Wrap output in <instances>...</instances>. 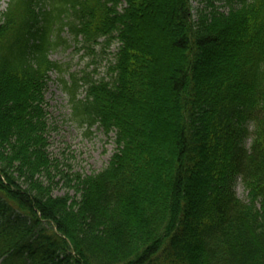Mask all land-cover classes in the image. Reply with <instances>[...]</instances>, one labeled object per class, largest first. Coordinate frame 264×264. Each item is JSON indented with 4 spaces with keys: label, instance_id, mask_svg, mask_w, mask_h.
<instances>
[{
    "label": "trees",
    "instance_id": "16d2710c",
    "mask_svg": "<svg viewBox=\"0 0 264 264\" xmlns=\"http://www.w3.org/2000/svg\"><path fill=\"white\" fill-rule=\"evenodd\" d=\"M197 1L7 0L0 264H264V0ZM68 42L115 46L108 79H59L79 125L113 135L87 176L49 153L50 55Z\"/></svg>",
    "mask_w": 264,
    "mask_h": 264
},
{
    "label": "rangeland",
    "instance_id": "374dc122",
    "mask_svg": "<svg viewBox=\"0 0 264 264\" xmlns=\"http://www.w3.org/2000/svg\"><path fill=\"white\" fill-rule=\"evenodd\" d=\"M202 1L192 3L193 11L204 6ZM212 1L219 12L228 11L229 7L223 6L224 0ZM6 3L7 0H0V14L5 10ZM232 6L236 7L235 4ZM114 51L115 46H112L104 53L96 49L95 54L91 55L79 50L74 43L68 42L66 46H58L50 55V59L61 65L64 72L61 75L55 73L50 75L44 96L50 129L49 153L51 158L59 164L58 168L69 176L73 174L87 176L99 172L116 152V146L113 135L104 134L97 125L91 128L79 125L76 118L72 116L67 96L62 91L59 79L68 83L70 75H76L78 78L84 76L94 81L102 77L108 79L107 61ZM87 132L89 135H86ZM64 192L65 190L58 188L53 192V196H63ZM234 192L239 200L246 202L247 193L239 181L236 182ZM69 195L72 197V192H69Z\"/></svg>",
    "mask_w": 264,
    "mask_h": 264
}]
</instances>
